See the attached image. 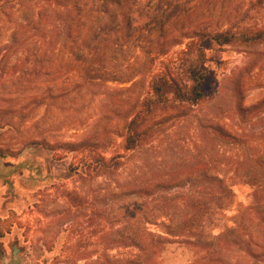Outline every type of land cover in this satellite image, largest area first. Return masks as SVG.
<instances>
[{"label": "rangeland", "instance_id": "1", "mask_svg": "<svg viewBox=\"0 0 264 264\" xmlns=\"http://www.w3.org/2000/svg\"><path fill=\"white\" fill-rule=\"evenodd\" d=\"M164 1L172 23L162 38L153 35V55L135 44L125 45L122 54L110 46L83 49L87 70L104 77L98 85L84 84L77 102L56 98L60 84L82 82L85 71L72 63L69 43L55 45L51 20L44 28L25 27L37 19L38 9L30 11L36 1L10 13L11 5L0 7V264H119L124 254L133 258L119 242L122 219L126 215L132 224L134 206L107 199L103 177L90 181L74 169L86 161L82 143L105 158L123 153L122 135L156 76L174 77L189 89L188 69L196 67L204 73L205 100L196 107L170 103L146 116L138 130L148 134L134 163L148 175L195 176L187 171L197 165L203 128L210 132L223 124L252 136L264 132V120L242 123L238 111L264 100V37L219 46L197 36L264 33V0H177L181 12L174 10L176 0ZM233 191L238 205L216 217L213 236L225 228L238 231L247 220L264 228V211L246 210L253 190L238 184ZM235 235L206 240L196 254L190 245L173 243L163 264H264V243L254 247L243 233L242 240Z\"/></svg>", "mask_w": 264, "mask_h": 264}, {"label": "trees", "instance_id": "2", "mask_svg": "<svg viewBox=\"0 0 264 264\" xmlns=\"http://www.w3.org/2000/svg\"><path fill=\"white\" fill-rule=\"evenodd\" d=\"M25 1L0 0V7L6 10L11 5L7 8L10 13ZM35 1L30 4V11L34 13L38 9V14L34 13L37 19L33 23L27 22L25 27L32 24V27L44 28L51 20L55 45L69 43L72 63L77 68L85 69L79 78L82 82L58 86L56 98L75 102L82 99L84 84L98 85L104 77L98 70H87L83 49L93 46L100 50L110 46L113 52L121 53L125 45L135 44L136 49L139 48L146 56H150L153 55L150 45L153 43V35L162 38L172 23L171 17L165 16L169 7L164 0H157L153 5V0ZM174 6L175 11L181 12L182 6L177 4V0ZM19 27L17 25L15 30ZM38 34L41 35L35 37L42 38L44 32L40 31ZM134 35H137L136 38ZM197 36L201 39L208 38L219 46H226L237 39L243 42L259 41L264 33L252 36L244 33L237 37L228 30ZM158 53L161 52L157 51L156 54ZM198 56L201 63L204 52L200 48ZM13 67L16 71L18 64ZM198 70L196 67L188 69V76L192 81L189 89L180 86L174 77L170 78L166 74L153 78L149 97H144L141 101L142 110L130 120L122 135V154L105 158L87 144L78 146L87 151V156L84 164L74 169L76 174L90 181L103 177L108 183L107 199H119L124 205L134 206L131 210L132 224L126 215L122 219L124 226L120 230L119 242L124 251H132L133 258L124 254L118 261L119 264H163V254L167 246L173 243L190 245L196 254L206 240L218 241L232 232L236 234L235 239L241 240L242 237L238 236L243 233V238L254 247L264 243V228L255 227L254 222L249 220L246 225L238 226V231L225 228L217 236H213L211 232L220 221L216 217H222L226 210L238 205L233 191V187L238 184L253 190L254 201L246 210L255 213L264 211V132L252 136L243 131H233L223 124L211 127L210 132L208 128H203L200 133L202 145L198 146V155L195 157L197 165H192L187 171L196 175H189L188 178L173 176L176 174L174 171L165 176L148 175L143 170L145 166L134 163L139 158L138 154L141 153L148 134L138 130L146 116L157 109L168 107L170 103L196 107L205 100L202 90L204 73ZM112 79L117 81L114 80L115 77ZM238 111L242 123L252 122L254 119L263 121L264 100L248 109L239 108ZM71 148L73 151L79 149L75 146ZM107 205L111 206L112 202ZM261 222L263 216L260 218ZM156 228L161 230L155 231Z\"/></svg>", "mask_w": 264, "mask_h": 264}]
</instances>
